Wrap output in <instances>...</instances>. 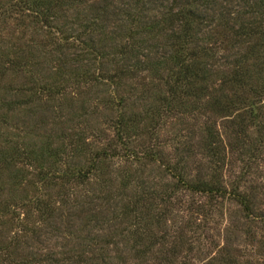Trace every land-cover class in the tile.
<instances>
[{"label":"rangeland","instance_id":"1","mask_svg":"<svg viewBox=\"0 0 264 264\" xmlns=\"http://www.w3.org/2000/svg\"><path fill=\"white\" fill-rule=\"evenodd\" d=\"M0 264H264V0H0Z\"/></svg>","mask_w":264,"mask_h":264},{"label":"trees","instance_id":"2","mask_svg":"<svg viewBox=\"0 0 264 264\" xmlns=\"http://www.w3.org/2000/svg\"><path fill=\"white\" fill-rule=\"evenodd\" d=\"M194 2L191 1V3L188 6H180L181 8H179L177 11L173 12V15L176 17L177 22L179 23L180 26V30L178 31L177 36L175 37V39L177 40V47L179 49H185V45H187L188 43V39L191 37V33H193L194 29V18H197L198 16L195 13V9H193V6H191ZM168 13H171L170 11ZM172 14V13H171ZM177 23V24H178ZM238 34V33H236ZM197 47H200L201 50H205L204 46H192L191 49H195ZM188 63V62H187ZM185 63L184 61H181L180 65H179V69H182L183 72H185L186 70H188V64ZM202 71V69H201ZM208 138L210 139V141L214 142L216 141V137L214 136V134L212 132L208 133ZM209 150L213 151V155L217 154V147L216 146H212L211 143L209 142Z\"/></svg>","mask_w":264,"mask_h":264}]
</instances>
